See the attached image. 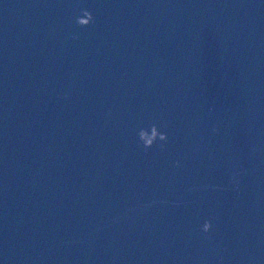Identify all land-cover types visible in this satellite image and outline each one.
<instances>
[{"label":"water","instance_id":"obj_1","mask_svg":"<svg viewBox=\"0 0 264 264\" xmlns=\"http://www.w3.org/2000/svg\"><path fill=\"white\" fill-rule=\"evenodd\" d=\"M0 264H264V0H0Z\"/></svg>","mask_w":264,"mask_h":264},{"label":"clouds","instance_id":"obj_2","mask_svg":"<svg viewBox=\"0 0 264 264\" xmlns=\"http://www.w3.org/2000/svg\"><path fill=\"white\" fill-rule=\"evenodd\" d=\"M82 15L80 17H77L76 23L79 27H87L91 23H94V17L92 13L86 9H82ZM79 37L77 35H73L72 39H78ZM214 133H218V128H213ZM138 138L139 143L143 146V149L145 152H147L148 149H150L154 144H156L158 141L163 142L159 144V147L161 150H164L165 144L168 141V136L166 133H162L159 131L156 124H152L149 129L141 128L138 131ZM176 166L179 167V161L176 162ZM212 230V222L210 220H206L201 228V231L203 233H209Z\"/></svg>","mask_w":264,"mask_h":264}]
</instances>
